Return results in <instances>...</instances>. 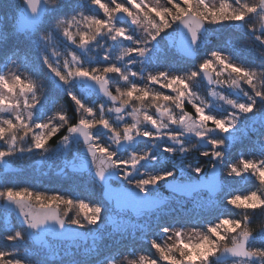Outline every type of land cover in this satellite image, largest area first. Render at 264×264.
Segmentation results:
<instances>
[{"label":"clouds","instance_id":"1","mask_svg":"<svg viewBox=\"0 0 264 264\" xmlns=\"http://www.w3.org/2000/svg\"><path fill=\"white\" fill-rule=\"evenodd\" d=\"M16 4L22 13L19 20L8 11H0V114H6L0 116V160L26 164L32 158L45 159L68 145L71 137L78 136L82 140L79 147L90 157L101 198L93 201L47 194L30 186L0 184V206L18 209L24 225L0 232V241L12 246L0 247V264H192L188 250L205 238L211 254L198 264H210L209 258L217 253L232 257L231 264H264V245L254 243L257 234L264 236V182L260 181L264 156L238 159L223 170L229 178L248 173L257 183L247 194L225 198L224 203L237 213L235 217L218 218L204 230L160 224L155 233L159 241L153 239L152 229L145 231L148 219L167 205L191 198L173 191L172 185L201 184L212 179L223 162L225 133L236 129L237 122L249 114L264 116V68L241 66L219 51L209 52L195 68L182 73L167 68L144 72L141 68V76L129 67H140L151 42L177 23L195 43L205 25L243 22L242 28L250 38L241 46L252 47L253 41L264 46V0H220L218 6L206 0H140L138 10L126 16L138 39L119 28L122 40H130L132 46L112 54L113 65L120 62L121 67H114L110 77L99 81L95 76L76 75L103 71V67L87 66L94 59L89 52L99 54L103 49L102 58H110L104 43L97 42L98 37L121 40L112 20L105 19L103 27L97 29L101 20L87 14L85 5L97 9L98 0H16ZM66 6L68 11L58 14ZM99 7L104 9V5ZM177 7L184 15L174 20ZM152 10L162 11L163 18L153 15ZM213 12H222L226 19L214 21ZM234 16L240 19H231ZM165 21L167 27L163 26ZM18 36L30 41L43 69L65 86L75 117L64 104L54 102L49 116L32 122L33 109L46 99L49 89L39 71L26 70L24 58L28 53L19 47H8L9 41ZM73 49L81 51L83 61ZM257 53L264 57V50L258 49ZM127 57L133 59L122 63ZM216 57H220L219 62ZM133 78L143 83L134 84ZM81 79L98 85L110 104L93 108L73 95L67 86ZM201 79L206 82L205 91L199 90ZM223 89L239 90L243 99L229 98L221 94ZM210 104L223 114L206 112ZM97 129L105 130L106 138L96 136ZM45 139L44 147L37 148V143ZM256 143L264 146V132L258 131ZM189 155H198L204 162L195 166L186 160ZM244 164L247 168L242 167ZM106 174L114 177L119 186L100 184ZM17 193L23 195L17 198ZM113 193L122 194L126 202L112 199ZM38 196L44 199H36ZM52 197L56 199L49 204ZM145 201L160 203L141 212L139 205ZM233 201H246L247 207L240 208ZM257 211L260 219L250 223L251 214ZM117 220L124 226H117ZM47 222H53L61 234L76 232L80 237L62 241L63 251L40 248L33 244L30 233ZM225 222L234 226L231 232L224 231ZM212 229H217L215 235ZM138 242L147 243L152 255L141 250Z\"/></svg>","mask_w":264,"mask_h":264},{"label":"trees","instance_id":"2","mask_svg":"<svg viewBox=\"0 0 264 264\" xmlns=\"http://www.w3.org/2000/svg\"><path fill=\"white\" fill-rule=\"evenodd\" d=\"M70 2H72V0H70ZM225 2L231 3L232 0H225ZM12 6L14 8H12ZM85 8L87 14L94 15L97 18L101 17L98 11L89 9L87 5H85ZM14 9L17 11L19 10V7L14 2V0H0V11H8L15 17ZM66 11H68L67 6L58 14H63ZM242 24L238 22L219 24L217 32L215 31L210 36H205L203 41H199V44L195 46L197 56L192 60L185 59L179 55L173 43L169 45V40L167 37L165 35H160L157 37V45L161 51L156 53V58H154L150 64L154 67H159L162 71L167 68L170 72L182 73L186 72L189 68H195L196 63L206 58L209 52L219 51L229 55L231 60L233 59L241 66H258L264 68V57L259 56L257 53L258 49L264 50V46L259 45V43L255 41L252 42V47H248L246 45L243 47L241 46L242 41L250 38V34L247 32V30L242 28ZM113 25H116V23L113 22ZM97 42L104 43L105 46L107 43L113 42L114 48L117 49L127 47L130 44L125 43L124 40L107 41L104 37H98ZM155 44L156 41L152 42L151 47L155 48ZM13 46L19 47L22 52L28 53V55L25 56L26 70H37L39 71V74L45 78V82L48 85L49 91L47 93L46 99L41 101V104L53 107L54 102H60L64 104L67 111L72 114L73 117H75L73 102L69 99L65 86L43 69V66L40 64L39 57L32 48L30 41L24 39L22 36H18L15 39L9 41L8 47ZM69 47H71V45H69ZM73 50L78 54H81L79 49ZM2 52L3 49H0V54H2ZM89 55L93 56L94 59L87 62L88 67H103L109 64V61H106L100 57L101 54L94 56L92 52H89ZM129 60H132V58L129 57L127 60H125L126 63ZM129 67L133 72H136L139 68L135 64H131ZM146 67L148 66L146 65ZM134 80L135 79L133 78L132 82ZM138 83L142 84L143 80ZM67 87H71V89L74 91L73 95L77 96L78 99H80L89 107L95 108L97 104H110L108 101L97 96L95 93L84 90L80 86H77L74 81H72L70 86L68 85ZM206 88L207 85L201 79L199 90L205 91ZM229 97L232 99H237L231 95H229ZM250 117L252 119L247 124L246 132L241 137L236 139L232 145H229V141L226 140L223 162L220 164L222 168V174L224 168L227 167L229 163H232L238 159L251 158L250 156L254 158L256 155L254 151L256 153H260V151L257 150L259 145L256 143V136L258 131L264 132V122H262L264 121V116L253 117L251 115ZM95 135L100 136L101 138H106L105 130L103 129H97L95 131ZM207 147L210 146H205V148ZM186 160L195 166H198L200 163L204 162L203 158L199 157L198 155H189L186 157ZM30 163L31 165L28 167L21 166L15 160L8 162L0 160V184L13 185L16 187L30 186L31 188L45 192L47 194L55 193L79 196L86 200L93 201L101 198L99 192L97 191L98 182L83 174L69 172L67 167L63 168V172H58L57 170L53 171L48 168L43 169L42 164L39 165L38 163L34 162L33 158L30 160ZM225 178L232 179V183L230 182L228 184L227 179ZM255 184L257 183L254 177L248 173L242 174L238 178H229L224 176L222 177V190L220 196H210L205 191H199L192 195L191 198H180L182 203L173 202L167 205L164 211L149 218L145 231L152 229L153 239L159 241V236L155 233L158 232V226L160 224L174 225L177 227L186 225L188 227L202 229L206 224H210L222 216L233 218L237 214L235 210L229 208L227 205L225 207L222 200H220L218 197L222 198L232 190L239 191ZM162 191L165 190L162 189ZM165 194H168L167 191H165ZM251 215L252 220L250 223L260 219L259 211L254 212ZM15 228H22V226L19 225L18 220L13 214L0 209V232H11ZM138 243L140 244L141 250L147 252L149 255H152V250L149 248L147 243ZM254 243L257 245H264V236L257 234V238L255 239ZM0 247L10 248L12 246L0 241ZM38 247H52L53 251H63L64 245L62 241L49 239L48 244H42ZM162 264H164V262H162Z\"/></svg>","mask_w":264,"mask_h":264},{"label":"water","instance_id":"3","mask_svg":"<svg viewBox=\"0 0 264 264\" xmlns=\"http://www.w3.org/2000/svg\"><path fill=\"white\" fill-rule=\"evenodd\" d=\"M19 14L17 17V20L20 19ZM128 18L124 16L123 14H118L113 21L115 22H126ZM177 37L175 40V47L177 49V52L182 57L192 60L196 58L197 53L195 51V45L197 44L199 40V36L202 35L206 30V25L203 26L200 31L197 33V40L195 43L192 42L190 34L187 32L186 29H184L181 25L177 23ZM205 84L206 82L203 81ZM74 83L77 86H81L84 90L91 91L95 93L97 96L104 98L106 101L107 98H105L102 93L99 91V86L96 85L92 81H88L86 79L81 80H75ZM238 90L233 91L230 90L229 94L233 97L240 98L241 95L238 94ZM109 102V101H108ZM74 139L78 141L79 143H82V140L78 136H74ZM67 170L72 173L77 174H83L95 181L98 182V179L94 175V169L90 163V157L88 156L87 152L83 149H80L79 153L75 157V161L70 163L67 166ZM199 179V178H197ZM214 181H216L217 184V190L214 191ZM100 184L104 185L105 187H117L119 186V182L112 176L106 174L104 179L102 181H99ZM173 191H176L180 193L182 196L191 197L195 193L199 191H205L210 196H215L222 190V179H221V171L220 166L217 167L213 173L212 179L201 181V184L191 183V184H176L171 186ZM166 191V190H165ZM112 199L118 201V202H126L125 198L120 193H113L111 196ZM158 201H145L141 205H139V210L145 211V210H151L153 208H156L159 206ZM0 209H3L11 214L14 215V217L19 221V223L24 227L23 220L19 215L18 209L14 208L13 206H0ZM120 222V220H117L116 223ZM31 240L34 245L40 246L44 243L46 238L56 240V241H74L78 237H80L79 233L76 232H64L61 234L56 230V226L53 222H47L45 226H41L37 228L36 230H33L31 233ZM214 261L216 263H223L226 261H230L233 258L230 256H226L223 254L218 253L214 258ZM192 264H198L195 262H192Z\"/></svg>","mask_w":264,"mask_h":264},{"label":"rangeland","instance_id":"4","mask_svg":"<svg viewBox=\"0 0 264 264\" xmlns=\"http://www.w3.org/2000/svg\"><path fill=\"white\" fill-rule=\"evenodd\" d=\"M14 2L16 3V0H14ZM102 2H105L109 6H112L111 0H102ZM121 2H123V0H121ZM124 2H125V5L127 7H131L130 5H127L126 0H124ZM206 2H208V3H216L217 6H218L220 0H206ZM14 7H15V5H14ZM14 7L12 6V8H14ZM89 9H93V8H89ZM14 10H15V18L17 19L18 15L21 14L20 13V9L18 11L16 9H14ZM94 10L95 11H98L99 12V15L101 17H103V12L101 10H99L98 8L97 9H94ZM113 22L116 23V25H113L114 27L124 28L126 30V34L130 35L133 39H138V35H137V33H136L135 29H134V26L131 25V23H130L129 20H127L126 22H115V21H113ZM238 23H241L242 24V22H238ZM218 28H219V24H217L215 26L206 25V30H205V32L202 35L199 36V40H198V42H197L196 45L199 44V41H203V39H204L205 36H210L213 32H215V31L217 32L218 31ZM177 29H178L177 24H174L170 29H168L166 32H164V33L161 34V35H165L167 37V39L169 40V45H171L173 43V45L175 46V40H176V37H177ZM0 30H2V29H0ZM155 41H156L155 48H152L151 45H150V47H148V50L145 53V57L142 59V62H141L142 64L140 65V67L136 71L141 76L143 75V73H141V71H140L141 68H143L144 72H159V71H162L159 67H157V66L154 67L153 65L150 64L151 61L154 58H156V53L158 51H161L159 49V46L157 45L158 44L157 43V39ZM155 41H152V42H155ZM124 42L125 43H130L129 46H127V47L132 46L130 40H124ZM92 47L93 46L90 45L89 46V49H91ZM105 48H108V55L110 57L109 60H107V61H109V63H113L114 60L112 59V54L113 53L118 54V52H119V50L121 48L120 49L119 48L118 49L117 48H114V43L113 42L107 43L106 46H105ZM89 49H86L85 51H89ZM93 55L96 56L97 54L96 53H93ZM98 55H100V57H102V55H103V49H100V53ZM128 58L129 57L125 58V60H127ZM131 58L133 59V57H131ZM125 60L122 63H126ZM232 61H234V60L232 59ZM234 62H236V61H234ZM146 65L148 67H146ZM116 66L121 67V63L120 62H117L116 63ZM141 81H142V79H140V80L135 79L132 83L139 85L138 82H141ZM70 89H71V87H70ZM229 91H230V89H223V90H221V94L229 96L230 95L229 94ZM71 92L73 94L74 91L71 89ZM238 92H239V90H238ZM242 99H243L242 95H241L240 98H237V99L234 98V100H242ZM51 108L52 107H49V105H44V104H41L40 105V104H38L37 107L35 109H33L32 122H40V121L44 120L47 116H49L51 114ZM207 111H211L214 115H217V116L223 114L219 110L215 109L214 106L211 105V104H210V108L208 110H206V112ZM4 115H6V114H0V116H4ZM251 115L252 114H249L248 117H245L242 120L238 121L237 122L236 129H234L233 131H230L229 133H225L224 134L225 137H226V140L229 141V145H232L234 143V141H236V139H238L239 137H241L246 132L247 124L252 119L250 117ZM126 119H127V117H126ZM79 145H80V143L78 141H76L74 139V136H73V137L70 138L68 145H65V146L59 148L56 152H54L52 154H49V156L47 158H45V159L33 158L34 159V162L38 163L39 165L42 164L43 169H47L48 168V169L53 170V171H56L57 170L58 172H61V170L64 167H67L70 163H72V162L75 161V157H76V155L79 153V151L81 149L79 147ZM259 146H258V149L257 150L260 151V153H256L254 151V153L256 154L255 157L264 156V146H261V145H259ZM250 157L253 158L252 156H250ZM248 159H250V158H246L245 160H248ZM50 161H51V163H50ZM20 165L21 166H28V167H30L31 163L29 161L26 164H20ZM220 169H221L220 171H221V179H222V177H224V175L222 174L221 165H220ZM225 179H227V178H225ZM227 182H228V184L230 182L232 183V179H227ZM256 187H257V184L248 186L247 188H243V189H241L239 191L232 190L228 194H226L225 196H223L222 198H220V197H218V198L220 200H222L223 204L226 207V204L224 203V200H225V198L227 196H230V195H244V194H247V193L253 191ZM220 194H221V192H219L217 194V196H220ZM222 217H226V216H222ZM216 221L217 220H214L212 223L206 224V225L211 226ZM18 223H19V221H18ZM19 225H21V224L19 223ZM117 226H124L123 221L118 222ZM204 228H205V226H204ZM204 228H202L201 230H204ZM224 231L227 232L226 229H224ZM48 241H49V238H46V240L44 241L43 244H48ZM178 255L179 254H177V256ZM213 258L214 257H210L209 258L210 264H231V262H232V260H230V261H226V262H223V263H216ZM192 262L198 263V261H192Z\"/></svg>","mask_w":264,"mask_h":264},{"label":"snow or ice","instance_id":"5","mask_svg":"<svg viewBox=\"0 0 264 264\" xmlns=\"http://www.w3.org/2000/svg\"><path fill=\"white\" fill-rule=\"evenodd\" d=\"M145 2H147V0H145ZM126 3H127V5H130L131 7H127L125 5L124 0H123V2H121V0H112V6H109L107 3L102 2V0H98L97 8L103 12V17L98 18L101 20V24L96 25V28L99 29V28L103 27V21L105 20V18L112 20V23H113L114 18L118 14H123L124 16L131 15L135 10H138L136 8V6L140 4V0H126ZM173 3H175V0H173ZM99 5H104V9H101L99 7ZM141 7H142V5H141ZM105 9H109V10L105 11ZM176 12L178 13V15L173 17L174 20H178L184 15V12L179 7L176 8ZM152 14L161 18V19L163 18V15H164V13L160 10H152ZM212 18L214 21L226 19V17L223 15L222 12H213ZM200 19L203 20L204 17L201 16ZM231 19L239 20L240 17L234 16V17H231ZM163 26L164 27L168 26L166 21L164 22ZM114 28L117 31L118 38L122 40L123 35L120 34L119 28H117V27H114ZM132 54H136V53L133 52ZM140 54L143 55L142 52ZM107 60H109V59H106V61ZM216 60H217V62H219L220 57H216ZM114 67H118V66L113 65V63H109L106 66H103V71L100 73H93V72L89 71L86 73H76V75L83 77V78H90L92 76H95L96 80L99 81V80L105 79L106 77H110L112 75ZM232 71H236V70L232 69ZM129 95H131V93H129ZM46 143H47V140L45 139L43 142L37 143L36 147L37 148H43L44 144H46ZM242 167L247 168V165L244 164V165H242ZM260 181L264 182V175L260 176ZM217 187L218 186L216 184V181H214V191L217 190ZM9 195H11V193H9ZM22 195H23V193H17L16 197L19 198V196H22ZM36 199L42 200V199H44V197L38 196V197H36ZM55 199H56L55 197H52L47 202L49 204L53 203L55 201ZM233 204L240 207V208H246L247 207L246 201H233ZM222 227H223V229H226L227 232H231L234 226L225 222L222 225ZM216 231H217V229H212L211 230L212 235H215ZM188 251H189L188 259L190 261L202 260L203 258H205L211 254L210 249H209V240L207 238H205L201 244L196 245L194 247H190Z\"/></svg>","mask_w":264,"mask_h":264}]
</instances>
